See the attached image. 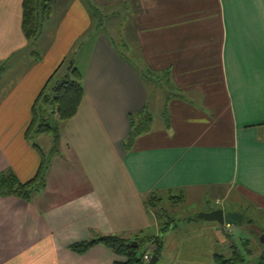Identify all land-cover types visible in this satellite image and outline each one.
<instances>
[{
  "label": "crops",
  "instance_id": "1",
  "mask_svg": "<svg viewBox=\"0 0 264 264\" xmlns=\"http://www.w3.org/2000/svg\"><path fill=\"white\" fill-rule=\"evenodd\" d=\"M23 1L0 0L1 60L30 49L14 64L18 72L8 74L9 67L0 77L8 74L0 93V175L12 172L26 183L42 163L34 143L45 154L52 149L46 153L26 138L33 106L57 71L63 77L59 68L94 21L85 0H65L54 26L29 44ZM94 1L119 30L127 29L125 47L138 67L109 35L88 38L78 64L85 97L77 115L61 124L46 188L31 202L0 195V264L123 263L102 245L82 255L70 247L99 235L135 241L160 231L164 223L146 204L152 193L165 199L164 208L203 195L264 206V0ZM37 43L44 46L40 60L31 50ZM143 69L163 86V118L149 114V131L126 148L130 118L140 121L148 109ZM166 210L173 231L181 219L172 218L175 208ZM211 225L198 229L214 235L219 227Z\"/></svg>",
  "mask_w": 264,
  "mask_h": 264
},
{
  "label": "rangeland",
  "instance_id": "2",
  "mask_svg": "<svg viewBox=\"0 0 264 264\" xmlns=\"http://www.w3.org/2000/svg\"><path fill=\"white\" fill-rule=\"evenodd\" d=\"M85 3L89 5V7L92 6L97 7V9L99 8L94 0H85ZM54 4V13L51 19L52 22L48 24L46 22L43 26L44 28H46V25L54 26L53 22H55L56 18L58 19L59 14L64 10L66 2L65 0H54ZM92 17L94 21L93 29L87 34V36L83 37L77 43L73 49V53L67 61H69V59H74L75 66L79 68L78 64H81L79 59L82 54L84 55L90 44L88 38L92 35L95 37L96 33H105L114 40L116 49L122 55H126V57L133 62L134 66L138 67L137 62H135V57H133L128 48L125 47L126 37L124 34L127 33V29L125 30V27L123 26V28L119 30V25L117 26L114 23L115 17L107 15V13H100L99 19L93 16L92 13ZM43 32H45V29ZM43 43L33 45L31 50L43 54ZM29 52L30 49L27 51V48L21 50V54L20 51L13 52L9 57V61H7V59L2 61L0 58V69L4 72L10 67V69H8V74L18 72L16 67L13 68L14 64H18L20 60L19 58H22ZM62 69L63 73L66 72V65ZM143 72L146 76L144 83L149 87L150 97L147 109V112L149 113H146L151 114L155 120L157 118L161 119L162 116L160 115V112L162 108L160 107L165 96L163 86L154 85V83L150 81L151 79H149V77L151 78V75L144 69ZM8 74L4 75L0 80V93H2L1 85L8 79ZM165 89L166 86L164 87V90ZM33 141L37 142L46 153H48L50 147L52 148L53 146L52 138L47 135H43L41 138H38V135H33ZM189 202L193 201L189 200ZM252 203L244 201L243 199L240 200V198H236L235 195L229 197L225 204L216 203L215 199L209 195H203L201 200L197 203L187 204L186 201L168 202V209L172 211L174 208L176 209L173 213H176L177 215H175V217L173 215L172 218L176 221L181 219V222L178 223L177 228L173 231H169V229L161 233L160 231L155 232L152 228L142 234L140 236V239H142V245L139 249V253L148 250L149 241L143 240L145 237L149 238L155 235H162V258L156 264H216L214 257L215 254L222 255L225 258L233 257L234 254H237L243 259L242 262L237 261L232 264H264V206L260 207L254 203L253 205ZM172 205H174V207ZM223 205L229 209L241 210L244 212L245 222L241 227L221 226L216 222L210 223L197 219H195L193 224L183 221V219L188 217H195L197 214L201 213L202 209L213 207L220 208L224 207ZM167 206H165V208H167ZM170 220L171 218L169 215H163L161 217V222L164 224ZM201 224H212L215 228L219 227V229L217 233L213 231V235L209 231L198 229V226ZM221 229H224V232H222ZM210 254H213V257H211Z\"/></svg>",
  "mask_w": 264,
  "mask_h": 264
},
{
  "label": "trees",
  "instance_id": "3",
  "mask_svg": "<svg viewBox=\"0 0 264 264\" xmlns=\"http://www.w3.org/2000/svg\"><path fill=\"white\" fill-rule=\"evenodd\" d=\"M54 0H24L23 1V32L30 43H34L41 35L42 28L48 22L54 13ZM93 16L100 18V11L90 6ZM36 60L41 57L37 51H33ZM66 59L59 69L66 65V72L62 78L58 79L56 74L52 76L41 95L35 102L32 110V121L26 131V138L33 140V135H42L52 137L53 147L49 154L43 153L40 147L34 143V146L40 150L42 163L37 176L29 182L22 183L12 172L0 175V195L16 196L26 202L32 199L46 188L47 174L51 166L52 158L59 153L61 140V124L73 119L79 110V107L85 97V88L83 84V75L75 66L74 59ZM3 70L0 69V77ZM142 79H145V73L140 72ZM150 76V75H149ZM150 78V77H149ZM131 117V132L124 143L129 148L136 137L149 131L151 117L144 113ZM165 118L167 116L165 115ZM57 120V121H56ZM159 195L152 193L146 198V204L154 209L156 216L160 218L167 214L166 208L160 206V202L164 201ZM195 219V218H194ZM245 222V221H244ZM243 222V223H244ZM174 224L172 219L161 225L160 232H164ZM138 243V248H131L130 243L133 241L121 235H99L87 242L75 244L70 250L77 254H85L92 247L102 245L110 250L114 255L123 257L124 262L116 264H146L143 261V253H139L142 245V239H134ZM155 247L152 254L160 257L162 247V235L144 238ZM239 255L234 254L233 257L225 258L222 255H215L216 264H232L233 262H242Z\"/></svg>",
  "mask_w": 264,
  "mask_h": 264
},
{
  "label": "water",
  "instance_id": "4",
  "mask_svg": "<svg viewBox=\"0 0 264 264\" xmlns=\"http://www.w3.org/2000/svg\"><path fill=\"white\" fill-rule=\"evenodd\" d=\"M195 219L206 221V222H216L221 226H234L241 227L244 222V215L235 211H225L221 208L211 210L208 212H201L195 216ZM131 248H138V243L132 241L130 243ZM159 261V257L152 254L148 264H156Z\"/></svg>",
  "mask_w": 264,
  "mask_h": 264
},
{
  "label": "built area",
  "instance_id": "5",
  "mask_svg": "<svg viewBox=\"0 0 264 264\" xmlns=\"http://www.w3.org/2000/svg\"><path fill=\"white\" fill-rule=\"evenodd\" d=\"M154 250H155V247H154L152 244H149L148 250H146V251L143 253V261H144L146 264H148V262L150 261L151 256H152V253H153Z\"/></svg>",
  "mask_w": 264,
  "mask_h": 264
}]
</instances>
